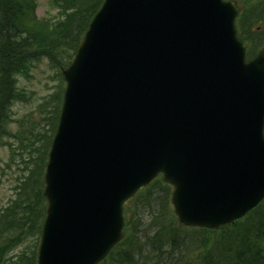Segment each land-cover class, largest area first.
Listing matches in <instances>:
<instances>
[{
	"label": "water",
	"instance_id": "water-1",
	"mask_svg": "<svg viewBox=\"0 0 264 264\" xmlns=\"http://www.w3.org/2000/svg\"><path fill=\"white\" fill-rule=\"evenodd\" d=\"M224 0H104L72 63L46 167L38 264H96L158 172L182 224L264 195V48L245 62Z\"/></svg>",
	"mask_w": 264,
	"mask_h": 264
},
{
	"label": "trees",
	"instance_id": "trees-1",
	"mask_svg": "<svg viewBox=\"0 0 264 264\" xmlns=\"http://www.w3.org/2000/svg\"><path fill=\"white\" fill-rule=\"evenodd\" d=\"M102 1L53 0L59 18L50 21L47 18H37L34 0H0V124L10 118V103L19 96L15 75L25 72L32 61L41 56H47L57 68L61 62L63 66L67 65ZM261 24L264 26V22ZM247 30L252 31L249 27ZM240 37L244 39L243 36ZM258 39L256 42L252 40L256 48L262 43V39ZM67 46L71 49L70 57L62 51L59 55L54 52L55 49L63 50ZM255 50V47H251L248 56H252ZM4 133L6 132L0 131V137ZM46 152L47 148L39 156L41 160ZM37 167L38 165L30 168L29 177L26 178L32 185L35 184L32 180L33 171H37ZM169 189L170 186L160 178L141 189L128 206L130 216L125 225L124 238L100 264H188L184 261L193 258L191 250H195L194 254L200 251V246L192 245L193 240L190 238L197 237L193 233L205 234L209 229L180 226L171 209ZM29 191L32 193L30 198L26 194L25 198L21 199L20 196L0 211V264H36L37 242L16 258L12 257L10 263L5 260L7 250L22 241L17 238V233L15 237L9 238V233L16 224L14 216L18 222L16 229L21 234L33 227L39 214L42 221L44 197L41 183L39 188L35 185L29 187ZM141 203V210L151 216L147 221L141 215ZM134 211L137 213L135 220L131 217ZM251 218L256 222L248 223L243 218L224 229L210 230L223 236L221 241L225 248L220 255L224 258L223 264H264V200ZM227 236H232L233 239L229 240ZM211 246L207 252L212 254L213 248L219 255V248ZM200 260L201 257L197 254L194 264H200Z\"/></svg>",
	"mask_w": 264,
	"mask_h": 264
},
{
	"label": "rangeland",
	"instance_id": "rangeland-1",
	"mask_svg": "<svg viewBox=\"0 0 264 264\" xmlns=\"http://www.w3.org/2000/svg\"><path fill=\"white\" fill-rule=\"evenodd\" d=\"M36 1V13L38 16H54L55 11L50 0ZM245 1L247 0H241V4L248 5V9L253 11V15H245L243 30H241V35L243 37H248L252 32H256L257 30L263 31V29L258 28L261 26V23L264 22V0L258 1V6L261 10L259 15H257V11H255V3H258L257 0H249L247 1L248 3H245ZM252 26L256 28L252 32L248 31L247 27H249L250 30ZM254 40L255 42L257 41L256 37ZM70 50L71 49L67 46L66 49H55L54 52L59 55V52L62 51L66 56L70 57ZM60 66H63V62H61ZM16 84L18 89L24 93H22L24 99L16 100L11 105V116L14 121H11L8 126H6L8 121L5 119L1 121L0 124V131L8 133V135L3 134L2 138H0V209L19 198L18 194L12 190L11 186L18 180L16 174H21V169H24L26 165L28 166L23 160L26 157H39L46 148L55 126L60 102V97L58 98V95L60 86L62 87L64 82L58 73V68L49 63L47 58L41 57L33 61L30 68L17 76ZM11 150H13V154L10 153ZM5 162L10 165L6 166ZM20 189L23 191L29 190V184L27 187H21ZM139 207L140 210L143 208L142 203ZM136 215V211L132 212L133 218H135ZM141 215L146 221L151 217L148 212L142 210ZM39 220L40 214L35 224H33V227L29 228L27 231H23V234L18 232V229H16L17 223L15 224V230L12 229V231H10L9 238L11 236L15 237L17 233V238L22 241L7 250V257L16 258L22 251L27 250L29 247H33L37 240V236L35 235L38 233ZM243 221L250 223L255 220L247 216ZM193 235L197 237L190 238L193 240L192 245L200 246V251H205L207 254L205 264H217L218 262L221 264L223 261L220 256L221 250L225 248L221 241V239L223 240V236L210 230L205 234L193 233ZM227 237L229 240L233 239L232 236ZM0 244H2L1 240ZM211 245L219 248V255L213 248L212 254L207 252L208 248L212 247ZM192 253L194 254V252ZM188 264H194L193 259H191Z\"/></svg>",
	"mask_w": 264,
	"mask_h": 264
}]
</instances>
